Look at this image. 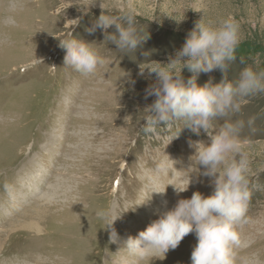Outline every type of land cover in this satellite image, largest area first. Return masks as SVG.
<instances>
[{"label":"rangeland","instance_id":"obj_1","mask_svg":"<svg viewBox=\"0 0 264 264\" xmlns=\"http://www.w3.org/2000/svg\"><path fill=\"white\" fill-rule=\"evenodd\" d=\"M129 3L140 13L138 31L149 38L124 53L103 30L89 29L101 15L100 4L106 14L118 15ZM230 16L242 26L227 69V79L235 81L244 67L264 70V0H96L88 8L87 0H0V264H133L124 250L128 237H137L180 199L214 191L212 178L201 175L196 163L199 145H209L225 120L252 117L255 124L246 123L242 136L251 141L252 179L259 188L251 198V222L240 229L245 247L237 264H264V94L251 98L240 115L218 118L209 133L183 127L169 141L182 122L170 129L161 123L158 136L142 131L155 100L146 98V90L157 81L146 67L170 63L198 23ZM108 33H115L114 26ZM72 36L93 44L110 63L88 77L66 66L60 41ZM192 76L182 70L184 83ZM224 76L216 69L200 73L196 82L214 85ZM167 157L173 168L165 175L157 164ZM188 177V190L177 195L174 187ZM5 181L15 186L12 198ZM109 207L123 212L114 224L118 243L110 242L95 216ZM196 244L195 233L189 234L151 264H191Z\"/></svg>","mask_w":264,"mask_h":264},{"label":"clouds","instance_id":"obj_2","mask_svg":"<svg viewBox=\"0 0 264 264\" xmlns=\"http://www.w3.org/2000/svg\"><path fill=\"white\" fill-rule=\"evenodd\" d=\"M95 3L96 0H87V8ZM100 7L101 15L89 29L90 33L97 28L103 30L106 39L124 53L135 52L149 38L148 34L142 35L138 31L136 25L140 13L131 3L118 15L106 14L108 9L101 4ZM113 26L115 33L109 34L108 29ZM241 42L242 26L234 17L218 23L201 22L188 34L170 63L154 62L146 67L149 75H156L157 81L146 90V98L154 96L155 100L146 108L142 131L158 136L161 123L170 129L173 124L182 122V127L169 141L178 136L183 127L197 134L201 129L209 133L218 118L225 120L240 115L251 98L264 94V70L244 67L238 79H227L228 66L236 59ZM92 45L73 36L60 41V47L66 49L65 65L82 76L95 75L110 61ZM184 68L193 73L187 83L182 78ZM216 69L225 74L220 83L197 84L196 77L200 73ZM246 123L252 128L255 117L247 122L225 120L211 136L209 145H199L196 163L204 169L201 175L212 178L214 191L207 197L197 191L190 199H180L174 208L162 212L137 237H128L124 250L133 258V264H151L153 260L165 259L170 250L177 249L192 233L197 237V244L191 253V264H237L238 250L245 247L240 229L251 222L248 215L251 198L253 190L259 188L252 179L251 141L242 136ZM170 167L173 168V162L168 157L157 164V170L165 175L169 174ZM190 184L188 177L183 187H174L177 195L187 191ZM3 188L9 198L14 197L12 183L5 181ZM164 191L165 187L155 192ZM122 213L117 214L112 207L95 212L96 218L102 222V229L109 230L112 243L120 240L114 224ZM244 264H247L246 260Z\"/></svg>","mask_w":264,"mask_h":264},{"label":"bare ground","instance_id":"obj_3","mask_svg":"<svg viewBox=\"0 0 264 264\" xmlns=\"http://www.w3.org/2000/svg\"><path fill=\"white\" fill-rule=\"evenodd\" d=\"M2 62H3V61H2ZM0 66H1V65H0ZM3 68H4V67H3ZM5 69H6V68H5ZM5 69H4V70H5ZM33 96H34V95H33ZM41 118H42V117H41ZM38 120H39V119H38ZM39 121H40V120H39ZM77 121H78V120H77ZM75 122H76V121H75ZM39 125H40V124H39ZM76 125H77V124H76ZM40 126H41V125H40ZM43 198H46V197L43 196Z\"/></svg>","mask_w":264,"mask_h":264}]
</instances>
